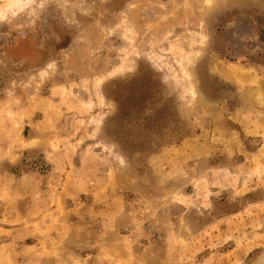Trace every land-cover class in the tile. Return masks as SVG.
Instances as JSON below:
<instances>
[{
  "label": "rangeland",
  "instance_id": "rangeland-1",
  "mask_svg": "<svg viewBox=\"0 0 264 264\" xmlns=\"http://www.w3.org/2000/svg\"><path fill=\"white\" fill-rule=\"evenodd\" d=\"M0 264H264V0H0Z\"/></svg>",
  "mask_w": 264,
  "mask_h": 264
},
{
  "label": "trees",
  "instance_id": "trees-1",
  "mask_svg": "<svg viewBox=\"0 0 264 264\" xmlns=\"http://www.w3.org/2000/svg\"><path fill=\"white\" fill-rule=\"evenodd\" d=\"M117 141H119V140H117ZM123 151H125V150H123Z\"/></svg>",
  "mask_w": 264,
  "mask_h": 264
}]
</instances>
